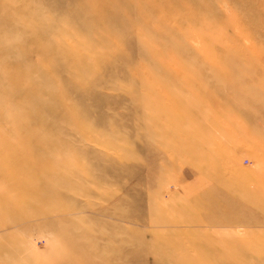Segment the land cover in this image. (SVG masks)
<instances>
[{
	"label": "rangeland",
	"instance_id": "374dc122",
	"mask_svg": "<svg viewBox=\"0 0 264 264\" xmlns=\"http://www.w3.org/2000/svg\"><path fill=\"white\" fill-rule=\"evenodd\" d=\"M0 264H264V0H0Z\"/></svg>",
	"mask_w": 264,
	"mask_h": 264
}]
</instances>
